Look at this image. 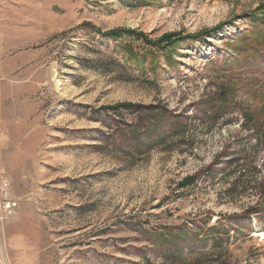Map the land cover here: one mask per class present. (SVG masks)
<instances>
[{"label": "rangeland", "instance_id": "obj_1", "mask_svg": "<svg viewBox=\"0 0 264 264\" xmlns=\"http://www.w3.org/2000/svg\"><path fill=\"white\" fill-rule=\"evenodd\" d=\"M262 234L264 0H0L4 264H264Z\"/></svg>", "mask_w": 264, "mask_h": 264}, {"label": "bare ground", "instance_id": "obj_2", "mask_svg": "<svg viewBox=\"0 0 264 264\" xmlns=\"http://www.w3.org/2000/svg\"><path fill=\"white\" fill-rule=\"evenodd\" d=\"M7 207H9V205H7ZM262 236H264V234H262ZM0 264H4V262L1 258H0Z\"/></svg>", "mask_w": 264, "mask_h": 264}, {"label": "trees", "instance_id": "obj_3", "mask_svg": "<svg viewBox=\"0 0 264 264\" xmlns=\"http://www.w3.org/2000/svg\"><path fill=\"white\" fill-rule=\"evenodd\" d=\"M170 35H168V37H169ZM125 106H128V105H125Z\"/></svg>", "mask_w": 264, "mask_h": 264}]
</instances>
